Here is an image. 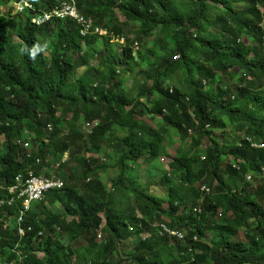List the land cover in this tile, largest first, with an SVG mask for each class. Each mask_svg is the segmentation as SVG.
Returning <instances> with one entry per match:
<instances>
[{
  "label": "trees",
  "instance_id": "16d2710c",
  "mask_svg": "<svg viewBox=\"0 0 264 264\" xmlns=\"http://www.w3.org/2000/svg\"><path fill=\"white\" fill-rule=\"evenodd\" d=\"M2 2L0 197L9 195L17 173L32 169L35 176H51L48 167L58 162L52 176L66 186L34 203L19 225L17 205L0 209V258L17 264H264V147L249 141L264 142V13L259 8L264 0H69L94 27L111 31L107 38L84 39L70 20L36 27L28 22L30 12L12 14L13 2L48 10L55 0ZM236 3L246 7L238 9ZM121 38L124 45L113 43ZM143 42L146 47L139 49ZM76 53L79 60L72 63ZM131 75L141 80L127 90ZM82 118L98 121L88 137ZM173 137L182 146L172 157L166 142ZM26 142L32 149L24 157ZM103 144L110 150H102ZM67 151L69 159L63 161ZM163 157L172 158L170 168L177 172L165 171L160 178L165 197L131 178L141 160L150 162L153 172ZM111 170L117 175L106 183L103 177ZM247 173L259 178V188L246 182ZM163 224L183 237L163 234L157 228ZM131 237L134 242L125 248Z\"/></svg>",
  "mask_w": 264,
  "mask_h": 264
},
{
  "label": "rangeland",
  "instance_id": "374dc122",
  "mask_svg": "<svg viewBox=\"0 0 264 264\" xmlns=\"http://www.w3.org/2000/svg\"><path fill=\"white\" fill-rule=\"evenodd\" d=\"M236 5V7L238 8V9H244L245 7H246V5L244 4V3H236L235 4ZM260 8H261V10L264 12V5H260ZM14 11H15V9H14ZM12 14H13V12H12ZM14 15V14H13ZM12 15V16H13ZM116 16H117V19L120 21V23H123V22H125V20L122 18V17H120L118 14H116ZM70 21H73V19H70ZM129 29H130V31L132 30V28H130L129 27ZM131 34V33H130ZM116 40V39H115ZM114 40V41H115ZM145 44L144 43H142L141 44V46H139V49H141V48H145L146 46H144ZM256 54V53H255ZM254 55V53H252L251 55H250V57H252ZM78 56H79V54L78 53H76V54H74L73 56H72V63H74L75 61H77V60H79V58H78ZM92 67L93 68H96L97 67V62L96 61H93L92 62ZM128 76H130V75H128ZM125 77H127V75L125 76ZM128 78V77H127ZM136 78H137V80L138 81H140L141 80V78H138V77H136V76H132L131 75V77H130V80L126 83V85H127V89L129 88V89H132V85H135V83H136ZM264 81V80H263ZM172 82V81H171ZM233 82V81H232ZM234 84H235V82H234ZM58 115H61V113H58ZM81 117H83V116H81ZM84 120V118H82V121ZM92 121V120H91ZM146 121L149 123V124H151V126L152 127H156V124L155 123H153L152 122V120H149L148 118L146 119ZM65 122H69V118H66L65 119ZM86 123H87V121H83V124H82V126H83V129H84V126L86 125ZM88 125H91V124H88ZM84 131V134H85V136L86 137H88L91 133H93V130H89V128H86V129H84L83 130ZM232 132V130L231 129H229L228 130V132ZM242 133V132H241ZM216 136H218V137H222V132L221 131H218L217 133H216ZM176 142V143H173V144H170V142ZM0 143H2V139H1V142ZM167 143V145H168V147H169V151H170V153H171V155H172V157L173 156H175L176 154H177V152H178V150H179V148L182 146L181 145V143H180V141L178 140V138L176 137H173V138H169L168 139V141L166 142ZM191 147V144L189 143V141L187 142V143H185L184 144V150H188V148H190ZM27 149V150H26ZM31 149L32 148H30V147H27V143L26 144H24L23 145V150H22V153H24L25 155H24V157L27 155V154H30V152H31ZM69 151H67V153H65L64 154V156H63V161H67L68 159H69ZM66 156V157H65ZM101 160L102 161H104L105 160V157H102L101 158ZM171 160H172V158H170V157H163V158H160L156 163H154V166H153V172L151 171V163L150 162H147V161H145L144 159L143 160H141L140 162H139V164H137L136 165V168H134L132 171H133V177H132V180L133 181H136L139 185H141L143 188H148V189H150L152 192H154L153 194H156V195H159V196H161V197H165L166 196V194H167V190L165 189V188H162V187H160L159 186V182L161 181V179L160 178H162V177H165V171H167V172H170V173H172V174H177V172H176V170H174V169H172V168H170V163H171ZM55 164V165H54ZM54 164H52L51 165V167H57L56 166V164L57 163H54ZM164 169V170H163ZM117 172H118V170H111V171H108V173H109V176L108 175H104V177H103V179H106L107 180V182L109 181V178H114L116 175H117ZM136 175V176H135ZM23 176L21 175V174H17L16 176H15V178H14V184L16 185H12V188H11V190L12 191H15V190H18V189H22V191L21 192H19V194H18V196H17V199H19L23 194H26V195H28L27 196V199H28V201H30V200H32V198H33V194H34V197H37L38 196V194L35 192L36 191V189H37V182H36V180H35V178L34 177H32V178H27V177H24V178H22ZM252 178V179H251ZM21 179V180H20ZM32 179V180H31ZM23 180V181H22ZM17 181H20V182H17ZM30 181V182H29ZM246 182H249L250 183V186H252V189H255L256 188V185H258V183L257 182H259V178L258 179H254V177L252 176V174L250 175V174H246ZM254 182V183H253ZM254 185V186H253ZM33 189V190H32ZM32 193V194H31ZM133 200H134V198H132ZM259 201H261V200H259ZM263 204H262V207L264 208V201L262 202ZM198 210H199V208H198ZM54 211H57V209H55ZM69 220H73V218L72 219H69ZM241 235H242V237H243V234H242V232H240V234H239V238L240 239H243L242 237H241ZM143 237H146V235H143ZM132 237L128 240V241H124L125 242V244L126 245H124V247L125 248H128L129 249V247H131V243H133L134 242V240L132 241ZM67 242H68V240H67Z\"/></svg>",
  "mask_w": 264,
  "mask_h": 264
},
{
  "label": "clouds",
  "instance_id": "9594fccd",
  "mask_svg": "<svg viewBox=\"0 0 264 264\" xmlns=\"http://www.w3.org/2000/svg\"><path fill=\"white\" fill-rule=\"evenodd\" d=\"M62 2H67L69 3V0H55V2L53 4H51V7H56L57 9L60 8L59 6V3H62ZM72 4V3H71ZM74 4V3H73ZM74 6L76 7V5L74 4ZM32 7V8H31ZM50 7V8H51ZM11 8L13 10V14L16 15V14H22L24 12H30L31 13V17H30V20L28 21L31 25L33 26H36V27H41V26H44L45 24L51 22V21H66V20H70V19H61L60 16H59V12L56 13V14H50L49 13V10H39L36 5H31V4H28L27 2L26 3H22V2H13L11 4ZM15 9V11H14ZM26 9V10H25ZM77 9V8H76ZM73 23H75V21L73 20L72 21ZM76 24V23H75ZM77 25V24H76ZM78 27V26H77ZM79 35H80V32H79ZM81 37V36H80ZM88 37V36H87ZM87 37H83L84 38H87ZM123 39V38H121ZM115 40L113 41L114 44L118 43L119 45L120 44V40ZM124 44H125V40H124ZM123 44V45H124ZM38 49H32L31 50V58H35V55H36V51ZM84 117V116H83ZM88 124H91V125H88ZM88 127H92V130L97 127V123L95 121H87L86 125L84 126V129L88 128ZM53 130V126L51 124L48 125V131L51 132ZM249 141L252 143L253 147H264V142H256V141H252L251 138H249ZM27 143V142H26ZM25 143V144H26ZM28 147V146H27ZM27 157H30L29 155ZM63 160V159H62ZM36 164L38 165V161H36ZM60 164L61 163H57L56 166L57 167H48L49 170L52 172L51 176L52 177V181H58L59 183H61V185H57L53 188H50V189H47L46 191L40 193L37 197H34V194H33V198L32 200L28 201L27 200V196L26 194H23L19 199H17V196L19 194V192L22 191V189H18V190H15V191H12L11 188H12V185L10 187H7V191H9V195L4 198L5 196L3 197H0L2 199H0V209L1 208H4L6 207V209H9L7 208V206H14V205H17L18 206V216H17V224L19 225L20 223H22L24 220H25V217L31 212V209L34 205V203H39L41 202L45 196L52 190H60L62 187H63V182L57 177V176H52L53 175V172L55 171V169L57 168H60ZM53 168V169H52ZM17 174H21L23 177H27V178H32L34 177L35 175H33V173L30 171V170H27L26 172H21V173H17ZM249 174V173H248ZM16 176V175H15ZM35 177H39L41 179H44V180H47V176H45V174H40V176H35ZM245 178H246V175H245ZM252 179V178H251ZM13 199L16 203L15 204H11L8 202V199ZM55 209H57V206L56 208H53L51 209L52 211H54ZM23 218V220L19 221V218ZM72 219V218H70ZM28 230H30L32 228V226H27L26 227ZM22 231V232H21ZM19 232L21 234H23L24 230L20 227L19 228ZM99 232V231H98ZM101 233H102V230H101ZM20 259V258H19ZM0 261L1 262H11L10 260H5V259H1L0 258ZM12 261H16V260H12Z\"/></svg>",
  "mask_w": 264,
  "mask_h": 264
},
{
  "label": "bare ground",
  "instance_id": "6f19581e",
  "mask_svg": "<svg viewBox=\"0 0 264 264\" xmlns=\"http://www.w3.org/2000/svg\"><path fill=\"white\" fill-rule=\"evenodd\" d=\"M7 1H8V0H7ZM17 1H19V0H17ZM52 1H53V0H52ZM86 1L88 2V0H86ZM138 1H139V0H138ZM144 1H145V0H144ZM149 1H150V0H148V2H149ZM151 1H152V0H151ZM178 1H179V0H178ZM236 1H237V0H236ZM1 2H2V0H1ZM5 2H6V1H5ZM87 2H86V4H89V3H87ZM122 2H123V1H122ZM124 2H125V1H124ZM131 2H132V0H131ZM141 2H142V1H141ZM234 2H235V0H234ZM261 2H262V1H261ZM261 2H260V3H261ZM3 3H4V1L2 2V5H3ZM53 3H54V2H53ZM53 3H51V4H53ZM132 3H133V2H132ZM0 4H1V3H0ZM66 4H69V3L66 2ZM79 4H80V3H79ZM125 4H126V3H125ZM128 4H129V1H128ZM128 4H127V5H128ZM137 4H139V3L137 2ZM137 4H136L135 6H138ZM140 4H141V3H140ZM131 5H134V4H131ZM142 5H143V4H142ZM142 5H141V6H142ZM6 6H7V5H6ZM86 6H88V5H86ZM90 6H91V5H90ZM116 6H117V5H116ZM123 6H124V4H123ZM128 6H129V5H128ZM135 6H134V7H135ZM0 7H1V6H0ZM8 7H10V5H9ZM134 7H133V8H134ZM1 8H2V7H1ZM31 8H32V7H31ZM79 8H80V7H79ZM84 8H86V7H84ZM144 8H150V7H149V6H148V7H144V5H143V9H144ZM259 8H260V5H259ZM91 9H92V8L89 9L90 12H92ZM125 9H126V8H125ZM131 9H132V8H131ZM131 9H130V10H131ZM150 9H151V8H150ZM126 10H127V9H126ZM135 10H136V8H135ZM141 10H142V9H140V11H141ZM146 10H147V9H146ZM146 10H145V11H146ZM162 10H163V9H162ZM1 11H2V10H1ZM1 11H0V12H1ZM4 11H7V10H4ZM4 11H3V13H4ZM87 11H88V10H87ZM87 11H86V12H87ZM136 11H137V10H136ZM7 12H8V11H7ZM94 12H95V11H94ZM125 12H127V11H125ZM128 12H129V11H128ZM143 12H144V10H143ZM171 12H172V11H171ZM171 12H170V13H171ZM262 12H263V11H262ZM49 13H50V14H56V13H58V9H57L56 7H51L50 10H49ZM84 13H85V12H84ZM122 13H123V12H122ZM144 13H145V12H144ZM165 13H166V12H165ZM263 13H264V12H263ZM1 14H2V13H1ZM87 14H88V13H87ZM167 14H168V13H167ZM210 14H211V13H210ZM212 14H213V13H212ZM214 14H216V13H214ZM6 15H7V14H6ZM90 15H91V13H90ZM90 15H89V16H90ZM95 15H98V14H95ZM142 15H143V13H142ZM172 15H173V13H172ZM172 15H171V16H172ZM110 16H111V15H110ZM171 16H170V17H171ZM174 16H175V15H174ZM174 16H173V17H174ZM86 17H87V16H86ZM91 17H92V15H91ZM91 17H90V18H91ZM99 17H100V16H99ZM99 17H98V18H99ZM211 17H212V16H211ZM214 17H216V15H215ZM111 18H112V17H111ZM133 18H134L133 20H135V17H133ZM166 18H167V17H166ZM168 18H169V16H168ZM168 18H167V19H168ZM171 18H172V17H171ZM91 19H92V18H91ZM96 19H97V18H96ZM112 19H113V18H112ZM112 19H110V22H111ZM127 19L129 20V18H127ZM207 19L209 20V16H208ZM124 20H125V19H124ZM130 20H131V18H130ZM99 21H100V20H99ZM120 21H121V20H120ZM131 21H132V20H131ZM167 21H168V20H167ZM169 21H170V18H169ZM97 22H98V21H97ZM110 22H109V23H110ZM5 23H6V22H5ZM100 23H101V21H100ZM133 23H134V21H133ZM263 23H264V21H263ZM96 24H97V23H96ZM113 24H115V23H113ZM123 24H124V23H123ZM123 24H122V25H123ZM206 24H207V23H206ZM115 25H116V24H115ZM124 25H125V24H124ZM207 25L209 26L210 24H207ZM211 25L213 26V24H211ZM94 26H97V25H94ZM100 26H101V25H100ZM111 26H113V25H111ZM201 26H202V24H201ZM204 26H205V25H204ZM106 27H107V25H106ZM113 27H114V26H113ZM115 27H116V26H115ZM115 27H114V29H115ZM198 27H199V26H198ZM209 27H210V26H209ZM209 27H207L206 29H208ZM214 27H215V26H214ZM104 28H105V27H104ZM111 28H112V27H111ZM196 28H197V27H196ZM5 29H6V28H5ZM83 29H84V28L78 27L79 32H81ZM99 29H101V28L98 26V27H92V28L88 29L87 31L91 33V32H95V31H97V30H99ZM107 29H108V27H107ZM117 29H118V28H117ZM200 29H201V28H200ZM202 29H203V28H202ZM102 30H103V29H102ZM103 32L105 33L106 36H108V35H109L108 32H111V31L108 30V32H107L106 30H103ZM198 32H199V31H198ZM200 32H204V31H200ZM0 33H2V32H0ZM210 33H211V32H210ZM6 34H7V32H6ZM9 34H10V33H9ZM137 34H138V33H137ZM139 34H140V33H139ZM18 37H19V36H18ZM98 37L103 38L104 36H103V35H99ZM109 37H110V36H109ZM2 38H3V37H2ZM4 38H5V37H4ZM81 38H82V37H81ZM104 38H105V37H104ZM106 38H107V37H106ZM82 39H83V38H82ZM13 40H14V39H13ZM13 40H12V41H13ZM262 40H263V39H262ZM63 41H64V39H63ZM253 41H254V40H253ZM256 41H257V40H256ZM21 42H22V41H21ZM21 42H20V43H21ZM107 42H108V41H107ZM197 42H198V41H197ZM35 43H36V42H35ZM143 43H144V42H143ZM105 44H106V43H105ZM254 44H255V43H254ZM2 45H4V43H3ZM69 45H70V44H69ZM255 45H256V44H255ZM11 46H12V45H11ZM38 46H39V43H38ZM115 46H116V45H115ZM249 46L254 47L253 45H249ZM117 47H118V45H117ZM249 48H250V47H249ZM249 48H247V49H249ZM245 49H246V48H245ZM42 50H43V49H42ZM117 50H118V49H117ZM247 51H248V50H246L245 54L247 53ZM251 51H252V49H251ZM29 52H30V51H29ZM118 52H119V51H118ZM136 52H137V51H136ZM71 53H72V52H71ZM255 53H256V51H255ZM68 54H69V53H68ZM69 55H71V54H69ZM96 55H97V54H96ZM96 55H95V57H96ZM115 55H116V54H115ZM118 55H119V54H118ZM108 56H109V55H108ZM245 56H246V55H245ZM30 57H31V55H30ZM102 57H103V56H102ZM112 57H113V56H112ZM254 57H255V56H252L251 58H254ZM62 59H63V58H62ZM137 59H138V58H137ZM244 59H245V58H244ZM248 59H249V58H248ZM248 59H247V60H248ZM98 60H99V59H98ZM256 60H257V59H256ZM256 60H255V61H256ZM92 61H93V60H92ZM105 61H106V60H105ZM249 61H250V60H249ZM101 62H102V61H101ZM247 62H248V61H247ZM252 62H254V61H252ZM257 62H259V61H257ZM47 63H48V62H47ZM17 64H18V63H17ZM65 64H66V63H65ZM257 64H258V63H257ZM119 65H121V64H119ZM123 65H124V64H123ZM248 66H249V64H248ZM123 67H124V66H123ZM21 68H22V67H21ZM82 68H83V67H82ZM87 68H88V67H86V68H84V69L86 70ZM90 68H92V67H90ZM244 69L246 70V68H244ZM247 69H248V68H247ZM121 70H122V69H121ZM119 71H120V70H119ZM123 71H124V70H123ZM242 72H243V71H242ZM83 73H84V72H83ZM83 73H82V74H83ZM82 74H80V75H82ZM248 74H249V73H248ZM250 74H251V73H250ZM75 75H76V74H75ZM251 75H252V74H251ZM76 76L78 77V75H76ZM76 76H75V77H76ZM77 77H76V79H77ZM81 77H82V76H81ZM79 78H80V77H79ZM123 78H124V77H123ZM129 78H130V77H129ZM245 78H246V77H245ZM241 79H242V77H241ZM247 79H248V78H247ZM124 80H125V79H124ZM127 81H128V80H127ZM240 84H241V83H240ZM122 85H123V84H122ZM9 86H10V85H9ZM246 86H247V85H246ZM5 87H6V86H5ZM8 88L10 89V87H8ZM128 89H129V88H128ZM128 89H127V90H128ZM129 92H131V90H129ZM87 94H90V93H87ZM91 96H92V95H91ZM234 97H235V96H234ZM248 97H249V96H248ZM132 98H133V97H132ZM232 99H233V98H232ZM244 99H245V98H244ZM64 104H65V103H64ZM247 104H248V103H247ZM62 106H63V105H62ZM62 106H61V107H62ZM68 106H69V105H68ZM56 108H57V107H56ZM54 109H55V108H54ZM62 110H63V109H62ZM257 111H258V110H257ZM254 112H255V110H254ZM254 112H253V113H254ZM72 113H73V112H72ZM256 117H257V116H256ZM89 118H90V117H89ZM98 118H99V117H98ZM239 118H240V117H239ZM58 119H59V118H58ZM242 119H243V118H242ZM253 119H254V117H253L252 120H250V121L252 122ZM256 119H257V118H256ZM42 120H43V118H42ZM76 120H77V119H76ZM76 120H75V121H76ZM101 120H102V118H101ZM104 120H105V119H104ZM243 120H244V119H243ZM39 121H40V120H39ZM59 121H60V120H59ZM246 121H247V120H246ZM254 121H255V120H254ZM257 121H258V120H257ZM79 122H80V121H79ZM102 122H103V121H102ZM258 122H259V121H258ZM80 123H81V122H80ZM156 123H157V122H156ZM247 123H248V122H247ZM253 123H254V122H253ZM262 123H263V121H262ZM262 123H261V124H262ZM52 125H53V124H52ZM69 125H70V124H69ZM71 125H72V124H71ZM71 125H70V126H71ZM248 125H249V123H248ZM251 125H254V124L251 123ZM258 125H259V124H258ZM70 126H69V127H70ZM72 126L74 127V125H72ZM79 126H80V125H79ZM41 127H42V126H41ZM227 127H228V126H227ZM251 127H252V126H251ZM257 127H259V126H257ZM66 128H67V127H66ZM76 129H77V128H76ZM227 129H228V128H227ZM243 129H244V128H243ZM256 129H257V128H256ZM261 129H262V128H261ZM31 130H33V129H31ZM72 130H73V129H72ZM72 130H71V131H72ZM79 130H80V129H79ZM251 130H252V129H251ZM263 130H264V129H263ZM263 130H262V131H263ZM23 131H24V130H23ZM57 131H59V129H57ZM115 131H116V130H115ZM255 131H256V130H254L253 133H255ZM258 131H259V130H258ZM73 132H75V131H73ZM120 132H121V131H120ZM249 132H250V131H249ZM25 133H26V132H25ZM25 133H24V134H25ZM49 133H50V132H49ZM51 133H53V131H52ZM70 133H71V132H70ZM116 133H118V132H116ZM116 133H115V136H116ZM57 134H59V133H57ZM21 135H22V134H21ZM52 135H53V134H52ZM225 135H226V134H225ZM22 136H23V135H22ZM63 136H64V135H63ZM226 136H227V135H226ZM249 136H250V135H249ZM59 137H61V136H59ZM70 137H71V135H70ZM19 138H20V136H19ZM82 138H83V137H82ZM110 138H111V137H110ZM116 138H117V137H116ZM224 138H225V137H224ZM226 138H227V137H226ZM23 139H24V138H23ZM25 139H26V137H25ZM51 139H52V138H51ZM79 139H80V138H79ZM103 140H104V139H103ZM108 140H109V139H108ZM13 141H14V140H13ZM25 141H26V140H25ZM35 141H36V140H35ZM80 141H81V140H80ZM121 141H122V140H121ZM247 141H248V140H247ZM22 142H23V141H22ZM242 142H243V141H242ZM41 143H42V142H41ZM44 143H45V142H44ZM83 144H84V143H83ZM109 144H110V143H109ZM109 144H108V145H109ZM236 144H237V143H236ZM5 145H7V144H5ZM5 145H4V147H5ZM19 146H20V144H19ZM30 146H31V145H30ZM84 146H85V144H84ZM219 146H220V145H219ZM7 147H8V146H7ZM17 147H18V146H17ZM22 147H23V146H21V148H22ZM108 147H109V146H107L106 144H103V148H104V149H102V148H101V149H102V150H105V151H109L110 148H108ZM18 148H19V147H18ZM54 148H55V147H53V150H54ZM67 148H68V147H67ZM244 148H245V147H244ZM96 149H97V148H96ZM239 149H240V148H239ZM26 150H27V149H26ZM61 150H62V149H61ZM61 150H60V152H61ZM90 150H91V149H90ZM248 150H249V149H248ZM45 151H46V150H45ZM58 151H59V150H58ZM65 151H66V150H65ZM92 151H93V150H92ZM97 151L99 152V150H97ZM205 151H206V150H205ZM239 151H241V149H240ZM245 151H246V150H245ZM0 152H1V151H0ZM4 152H5V151H4ZM4 152H3V153H4ZM7 152H8V151H6L5 154H7ZM60 152H59V153H60ZM85 152H86V151H85ZM90 152H91V151H90ZM93 152H94V151H93ZM203 152H204V151H203ZM207 152H208V150H207ZM237 152H238V149H237ZM243 152H244V149H243ZM48 153H49V152H48ZM51 153H52V152H51ZM77 153H78V152H77ZM91 153H92V152H91ZM101 153H102V152H101ZM209 153H211V152H209ZM244 153H245V152H244ZM246 153H249V151L246 152ZM246 153H245V154H246ZM1 154H2V153H1ZM60 154H61V153H60ZM83 154H84V153H83ZM24 155H25V154H24ZM51 155H52V154H51ZM71 155H72V154H71ZM73 155H74V154H73ZM102 155H103V154H102ZM105 155H106V154H105ZM107 155H108V154H107ZM145 155H146V154H145ZM147 155H148V154H147ZM205 155H206V154H205ZM222 155H223V154H222ZM242 155H243V154H242ZM250 155H252V154H250ZM49 156H50V155H49ZM54 156H56V155H54ZM58 156H59V155H58ZM75 156H76V155H75ZM83 156H84V155H83ZM98 156H99V155H98ZM200 156H201V155H200ZM223 156H224V155H223ZM237 156H238V155H237ZM243 156H244V155H243ZM243 156H242V157H243ZM45 157H46V156H45ZM56 157H57V156H56ZM65 157H66V156H65ZM71 157H72V156H71ZM196 157H197V156H196ZM57 158H58V157H57ZM101 158H102V157H101ZM106 158H108V157H106ZM240 158H241V157H240ZM248 158H249V157H248ZM248 158H247V159H248ZM43 159H44V158H43ZM60 159H61V158H60ZM74 159H75V158H74ZM82 159H83V158H82ZM93 159H94V158H93ZM96 159H97V158H96ZM195 159H197V158H195ZM219 159H220V158H219ZM27 160H28V157H27ZM58 160H59V159H58ZM85 160H86V159H85ZM235 160H236V159H235ZM235 160H234V161H235ZM41 161H42V160H41ZM205 161H206V160H205ZM30 162H31V160H30ZM45 162H46V161H45ZM53 162H54V161H53ZM53 162H52V163H53ZM56 162H57V161H56ZM83 162H84V160H83ZM99 162H100V161H99ZM27 163H28V162H27ZM58 163H59V162H58ZM229 163H230V162H229ZM251 163H252V162H251ZM34 164H35V163H34ZM81 164H84V163H81ZM93 164H94V162H93ZM98 164H99V163H98ZM226 164H227V163H226ZM42 165H43V164H42ZM54 165H55V164H54ZM85 165H86V164H85ZM251 165H252V164H251ZM32 166H33V165H32ZM32 166H31V167H32ZM83 166H84V165H83ZM231 166H232V165H231ZM27 167H28V166H27ZM38 167H39V166H38ZM65 167H66V166H65ZM78 167H79V166H78ZM88 167H89V166H88ZM61 168H62V167H61ZM63 168H64V167H63ZM66 168H67V167H66ZM79 168H80V167H79ZM220 168H221V167H220ZM229 168L232 169V167H229V166H228V169H229ZM33 169H34V168H33ZM39 169H40V167H39ZM39 169H38V171H40ZM76 169H77V167H76ZM80 169H81V168H80ZM82 169H83V168H82ZM221 169H222V168H221ZM77 170H78V169H77ZM236 170H237V169H236ZM236 170H235V171H236ZM30 171H32V169H30ZM35 171H37V170H35ZM46 171H47V170H46ZM55 171H56V170H55ZM81 171H82V170H81ZM222 171H223V170H222ZM231 171H232V170H231ZM24 172H25V171H24ZM48 172H49V169H48ZM58 172H59V170H58ZM68 172H69V171H68ZM79 172H80V171H79ZM85 172H86V171H85ZM225 172H226V171H225ZM227 172H229V171H227ZM237 172H238V171H237ZM237 172H236V173H237ZM44 173H45V172H44ZM77 173H78V172H77ZM83 173H84V170H83ZM91 173H92V172H90V174H91ZM245 173H246V172H245ZM33 174H34V173H33ZM36 174H37V173H36ZM55 174H56V173H55ZM74 174H75V173H74ZM79 174H81V172H80ZM86 174H87V173H86ZM233 174H234V173H233ZM247 174H248V173H247ZM249 174H250V173H249ZM16 175H17V174H16ZM38 175H39V174H38ZM46 175H47V174H46ZM229 175H230V174H229ZM253 175H254V174H253ZM54 176H55V175H54ZM216 176H217V175H216ZM255 176H256V175H255ZM258 177H259V176H258ZM22 178H24V177H22ZM59 178H60V176H59ZM66 178H67V177H65L64 179H66ZM73 178H74V177H73ZM79 178H80V177H79ZM89 178H90V177H89ZM131 178H132V177H131ZM215 178H216V177H215ZM24 179H25V178H24ZM26 179H27V178H26ZM26 179H25V180H26ZM39 179L41 180V178H39ZM74 179H75V178H74ZM218 179H220V178H218ZM20 180H21V179H20ZM31 180H32V179H31ZM48 180H49V181H52V177L47 176V180H46L45 182H42V183H46V182H48ZM22 181H23V180H22ZM62 181H63V180H62ZM17 182H20V181H17ZM29 182H30V181H29ZM14 183H15V182H14ZM106 183H108V182H106ZM248 183H249V182H248ZM253 183H254V182H253ZM257 183H258V182H257ZM36 184H37V183H36ZM63 184L65 185V183H63ZM214 184H216V183H214ZM237 184H238V183H237ZM14 185H15V184H14ZM14 185H13V186H14ZM16 185H17V184H16ZM16 185H15V186H16ZM223 185H224V184H223ZM65 186H66V185H65ZM65 186H64V187H65ZM67 186H68V185H67ZM253 186H254V185H253ZM256 186H257V185H256ZM86 187H87V186H86ZM208 187H209V186H208ZM212 187H213V186H212ZM109 188H110V187H109ZM215 189H216V188H215ZM242 189H244V188H242ZM247 189H248V188H247ZM32 190H33V189H32ZM244 190H245V189H244ZM258 190H259V189H258ZM63 191H64V190H63ZM209 191H210V190H209ZM229 191H230V190H229ZM234 191H235V190H234ZM236 191H237V190H236ZM35 192H36V193H39L40 190L38 189V190H36ZM227 192H228V191H227ZM240 192H241V191H240ZM62 193H63V192H62ZM255 193H256V192H255ZM31 194H32V193H31ZM207 194L211 195L210 193H207ZM221 195H222V194H221ZM221 195H220V197H221ZM226 195H227V194H226ZM226 195H225V196H226ZM238 195H239V194H238ZM256 196H257V195H256ZM257 197H258V196H257ZM260 197H261V196H260ZM260 197H259V198H260ZM118 198H119V197H118ZM263 198H264V197H263ZM231 199H232V198H231ZM235 199H236V198H235ZM27 200H28V199H27ZM239 200H240V199H239ZM230 201H231V200H230ZM256 201H257V200H256ZM8 202L11 203V204H15V203H16L13 199H10V198L8 199ZM258 202H259V201H258ZM41 203H42V202H41ZM45 203H46V202H45ZM219 203H222V202H219ZM238 203H239V202H238ZM252 203H253V202H252ZM222 205H225V204L222 203ZM217 206H218V205H217ZM235 206H236V205H235ZM261 207H262V206H261ZM235 208H236V207H235ZM14 209H15V208H14ZM226 209H227V208H226ZM17 210H18V209H17ZM17 210H16V211H17ZM235 210H236V209H235ZM256 210H257V209H256ZM260 210H261V209H260ZM236 211H237V210H236ZM54 213H55V212H54ZM221 213H222V212H221ZM225 213H226V212H225ZM239 213H240V212H239ZM51 214H52V213H51ZM223 214H224V213H223ZM237 214H238V213H237ZM259 214H260V213H259ZM259 214H258V215H259ZM38 215H39V214H38ZM240 215H241V214H239V216H240ZM223 216H224V215H223ZM235 216H236V215H235ZM239 216H238V217H239ZM254 216H255V215H254ZM256 216H257V215H256ZM15 217H16V216H15ZM241 217H242V216H241ZM241 217H240V218H241ZM257 218H258V217H257ZM225 219H228V218H225ZM241 219H242V218H241ZM244 219H245V216H244ZM247 219H248V216H247ZM21 220H22V218L20 217V218H19V221H21ZM237 220H238V219H237ZM237 220H235L236 223H238ZM242 220H243V219H242ZM162 221H163V220H162ZM216 221H217V220H216ZM228 221H229V220H228ZM239 221H240V220H239ZM256 221H257V220H256ZM258 221H260V220H258ZM12 222H13V221H12ZM12 222H11V223H12ZM159 222H160V221H159ZM241 222H242V221H240L239 223H241ZM250 222H251V221H250ZM166 223H167V222H166ZM239 223H238V225H239ZM259 223H261V222H259ZM171 224H172V223H171ZM227 224L229 225V223H227ZM169 225H170V223H169ZM215 225H216V224H215ZM217 225H218V224H217ZM219 225H220V224H219ZM224 225H225V224H224ZM245 225H247V224H245ZM259 225H260V224H259ZM165 226H166V225H165ZM167 226H168V225H167ZM229 226H230V225H229ZM249 226H250V224H249ZM249 226H246V227H249ZM160 227H161V225H158V226H157V228H160ZM219 227H221V226H219ZM259 227H260V226H259ZM259 227H258V228H259ZM10 228H12V227H10ZM167 228H168V227H167ZM226 228H227V226H226ZM226 228H225V231H226ZM233 228H234V227H233ZM215 229H216V228H215ZM222 229H223V228H222ZM229 229H231V228H229ZM244 229H245V228H244ZM220 230H221V228H220ZM255 230H256V229H255ZM160 231H161V230H160ZM217 231H219V229H217ZM217 231H216V233H217ZM221 231H223V230H221ZM221 231H220V232H221ZM259 231H261V230H259ZM143 232H144V231H143ZM143 232H142V234H143ZM220 232H218V233H220ZM250 232H251V231H250ZM250 232H249V233H250ZM158 233H159V232H158ZM223 233H225V232L223 231ZM244 233H245V232H244ZM138 234H139V233H138ZM242 234H243V232H242ZM243 235H244V234H243ZM247 235H248V234H247ZM263 235H264V234H263ZM263 235H262V236H263ZM218 236H219V235H218ZM221 236H223V234H221ZM238 236H239V235H238ZM248 236H249V235H248ZM40 237H42V236H40ZM241 237H242V235H241ZM162 238H163V236H162ZM181 238H182V237H181ZM184 238H185V237H184ZM242 238H243V237H242ZM155 240H156V238H155ZM241 241H242V240H241ZM68 242H69V241H68ZM221 242H223V241H221ZM66 243H67V241H66ZM161 243H164V241L161 242ZM166 243H167V242H166ZM156 244H157V243H155L154 245H156ZM214 244H215V243H214ZM66 245H67V244H66ZM245 245H246V244H245ZM58 246H59V245H58ZM157 246H160V245H157ZM212 246H213V245H212ZM212 246H211V247H212ZM215 246H216V245H215ZM260 246H261V245H260ZM247 247H248V246H247ZM257 247H258V246H256V248H257ZM63 248H64V247H63ZM152 248H153V247H152ZM215 248H216V247H215ZM253 248H254V247H253ZM253 248H251V249L253 250ZM57 249H58V248H57ZM61 249H62V248H61ZM70 249H71V248H70ZM197 249H198V248H197ZM213 249H214V248H213ZM216 249H217V248H216ZM249 249H250V248H249ZM259 249H260V248H259ZM259 249H258V250H259ZM263 250H264V249H263ZM54 251H55V250H54ZM144 251H145V250H144ZM191 251H193V250H191ZM217 251H218V250H217ZM220 251H222V250H220ZM114 252H115V251H114ZM147 252H148V251H147ZM215 252H216V251H215ZM216 253H217V252H216ZM257 253H261V251H260V252H257ZM114 254H115V253H114ZM114 254H113V255H114ZM138 254H139V253H138ZM142 254H144V252H143ZM142 254H141V255H142ZM194 254H195V253H194ZM217 254H218V253H217ZM45 255H46V254H45ZM115 255H116V254H115ZM195 255H196V254H195ZM195 255H194V256H195ZM209 255H210V254H209ZM214 255H215V254H214ZM250 255H251V254H250ZM255 255H256V254H255ZM262 255H263V253L261 254V256H262ZM258 256H259V255H258ZM44 257H45V256H44ZM148 257H149V255H148ZM195 257H196V256H195ZM207 257H208V254H207ZM145 258H146V257H145ZM198 258H199V256H198ZM203 258H204V257H203ZM203 258H200V259H203ZM233 258H234V257H233ZM248 258H249V257H248ZM250 258H251V257H250ZM252 258H253V257H252ZM260 258H261V257H259V259H260ZM21 259H22V258H21ZM26 259H28V258L26 257ZM143 259H144V258H143ZM241 259H243V258H241ZM145 260H146V259H145ZM187 260H188V258H187ZM187 260H186V261H187ZM190 260H191V258H190ZM210 260H211V259H210ZM236 260H237V259H236ZM250 260H251V259H250ZM252 260H255V259H252ZM16 261H18V260H16ZM148 261H149V260H148ZM194 261H195V260H194ZM211 261H212V260H211ZM238 261H239V260H238ZM37 262H38V261H37ZM88 262H89V261H88ZM91 262H92V261H91ZM99 262H100V261H99ZM99 262H98V263H99ZM197 262H198V261H197ZM217 262H218V261H217ZM234 262H237V261H234ZM240 262H242V261L240 260ZM259 262H260V261H259ZM18 263H20V262H18ZM105 263H106V262H105ZM261 263H262V262H261ZM263 263H264V262H263ZM20 264H21V263H20ZM68 264H71V263L69 262ZM72 264H73V263H72ZM115 264H116V263H115ZM190 264H192V263H190ZM225 264H226V263H225ZM248 264H250V263L248 262ZM256 264H259V263H256Z\"/></svg>",
  "mask_w": 264,
  "mask_h": 264
},
{
  "label": "built area",
  "instance_id": "2783aa9c",
  "mask_svg": "<svg viewBox=\"0 0 264 264\" xmlns=\"http://www.w3.org/2000/svg\"><path fill=\"white\" fill-rule=\"evenodd\" d=\"M60 8L58 9L59 12V16L61 19H73L75 21V23L77 24L78 27L84 28L81 32H80V36L83 37H87V36H99V35H103L104 37H107L105 35V33L103 32L102 29H99L95 32H88L87 30L94 27L93 26V22L91 19H87L82 17L78 10L76 9V7L74 6V4L69 3L66 4V2H62L59 3ZM120 44L123 45L124 44V39L120 40ZM178 56H175L174 58H177ZM35 180L37 182V189L36 190H40L39 193H37L38 195L44 191H46L47 189L53 188L57 185H61V183H59L58 181H49L46 183H42L45 182L46 180L44 179H39V177H35ZM209 189L206 188V191H208ZM163 234L166 233L168 235L171 236H176L178 238L183 237V235L179 232L173 231L168 229L164 224L161 225ZM22 232V231H21ZM102 237L101 231L98 232V238L100 239ZM21 260V259H19ZM0 264H17V261H11V262H1Z\"/></svg>",
  "mask_w": 264,
  "mask_h": 264
},
{
  "label": "crops",
  "instance_id": "0c3cea01",
  "mask_svg": "<svg viewBox=\"0 0 264 264\" xmlns=\"http://www.w3.org/2000/svg\"><path fill=\"white\" fill-rule=\"evenodd\" d=\"M92 121H95L96 123H98V121H97L96 119H94V120H92ZM164 158H165V157H164ZM151 168H152V165H151ZM262 184H263V183H262ZM262 184H261V185H262ZM259 187H260V185H257V186H256V188H259ZM261 189H262V188H261Z\"/></svg>",
  "mask_w": 264,
  "mask_h": 264
}]
</instances>
